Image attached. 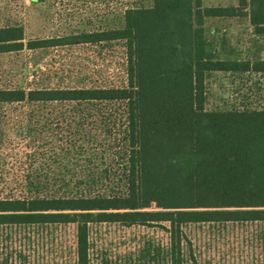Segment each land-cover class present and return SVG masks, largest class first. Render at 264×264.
Here are the masks:
<instances>
[{
	"label": "trees",
	"instance_id": "trees-1",
	"mask_svg": "<svg viewBox=\"0 0 264 264\" xmlns=\"http://www.w3.org/2000/svg\"><path fill=\"white\" fill-rule=\"evenodd\" d=\"M240 16L264 42V0H153L127 8L120 27L30 40V48L122 44L125 78L0 87V105L23 106V133L41 143L26 193L0 197V226L73 223L74 264H89L92 223L162 224L169 242L157 254L183 264L185 225L264 221V106L206 108L209 73L264 75V56L207 57L206 20ZM23 40L22 26H0V52Z\"/></svg>",
	"mask_w": 264,
	"mask_h": 264
},
{
	"label": "rangeland",
	"instance_id": "rangeland-1",
	"mask_svg": "<svg viewBox=\"0 0 264 264\" xmlns=\"http://www.w3.org/2000/svg\"><path fill=\"white\" fill-rule=\"evenodd\" d=\"M203 3L230 5L238 0ZM152 4L153 0H0V26L24 28V46L0 52V87L122 83L126 70L122 44L30 48L28 42L120 27L127 8ZM205 25L210 42L207 57L264 56V42L254 34L247 16L208 18ZM206 92L208 109L264 106V75L213 71L207 76ZM22 111L20 104L0 105V197L24 195L30 163L35 160L34 167L41 163L34 155L41 143L34 144L23 133ZM184 230L183 264H264V221L190 223ZM89 240V264H166L163 254H157V247L169 242L162 224L92 223ZM75 247L73 223L0 226V264H74Z\"/></svg>",
	"mask_w": 264,
	"mask_h": 264
},
{
	"label": "water",
	"instance_id": "water-1",
	"mask_svg": "<svg viewBox=\"0 0 264 264\" xmlns=\"http://www.w3.org/2000/svg\"><path fill=\"white\" fill-rule=\"evenodd\" d=\"M207 49L209 50L210 48H209V45L207 46Z\"/></svg>",
	"mask_w": 264,
	"mask_h": 264
}]
</instances>
